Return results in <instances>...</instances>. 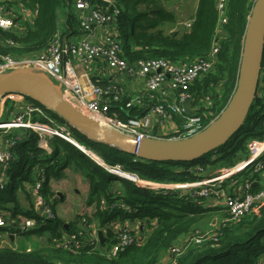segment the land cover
<instances>
[{
    "label": "trees",
    "instance_id": "obj_1",
    "mask_svg": "<svg viewBox=\"0 0 264 264\" xmlns=\"http://www.w3.org/2000/svg\"><path fill=\"white\" fill-rule=\"evenodd\" d=\"M72 0H0V5L7 8L20 5L29 11L36 12L33 26L26 31L0 30V57L9 55L13 58L36 57L43 53L56 34L66 36L69 32L79 31L76 17L71 14ZM93 5L102 8L98 0H89ZM114 7L119 9L116 29L123 34L127 23L132 31L134 46L126 52L124 58L130 63L141 59L162 58L174 63H186L205 57L216 41L218 46L217 61L213 71L196 80L190 87L193 97L192 107L205 122L219 116L227 105L236 85L240 54L244 31L252 6L251 0H228L226 7L227 23L221 33L216 36L218 14L216 0H198L197 9L188 30L176 33L171 37L169 32L163 33L165 23H174L173 12L162 6L161 0H113ZM64 18L60 28L59 19ZM125 47V46H124ZM264 78V51L261 64ZM94 85L103 86L109 81L92 79ZM264 82L260 79L256 98L248 112L242 128L225 145L190 163L155 162L136 159L115 147L89 140L81 132L70 127L72 137L86 150L92 152L91 158L100 162L98 157L109 166H119L124 172L135 174L140 180L159 184L192 183L202 178L203 171L212 167L217 160L223 162L225 168L235 164L232 157L245 151V144L251 140L264 137ZM28 102L40 106L60 124L64 121L39 103L25 97ZM209 99L211 107L206 108L205 99ZM129 97L110 103V114L121 122L140 117L144 110L131 106L126 108ZM211 113L212 115H208ZM22 134H10L9 138H19L11 148L15 160L9 169L1 172L6 177V185L0 190V215L9 214L10 218L22 215L34 218L38 227L24 235L42 237L40 247L29 252L14 250L0 243V264H163L161 257L169 252L171 246L182 237H188L196 230L203 231L208 213L206 200L183 195L181 190H154L142 188L137 184L117 179L104 171L95 162L78 151L73 145L52 138L51 154H45L37 148V134L30 130H20ZM32 134V136H30ZM64 151V152H63ZM94 153V155H93ZM74 156L90 164V171H84L83 177L88 181L89 195L86 206L93 208L91 215H83L86 224L94 225L102 230L104 244L114 242V233L110 224L138 220L145 226L148 235L142 245H133L119 253L115 258H107L101 250L78 236L79 221L66 223L55 216L52 220L40 221L35 216L28 190L21 192L30 201L29 207L21 208L16 196L15 184L18 179L29 181L34 168L43 170L45 181L43 194L50 200L55 213L57 197L51 190L50 182L64 177V170L76 166ZM98 156V157H97ZM215 156V157H214ZM246 156V155H245ZM219 157V159H217ZM243 158V157H242ZM26 163L29 166L24 170ZM214 168V166H213ZM201 174V175H199ZM238 177H249L248 170L238 173ZM256 178V177H255ZM23 181V182H24ZM30 185V184H29ZM166 191V192H164ZM258 188L252 186L250 192ZM106 201V207L100 202ZM114 201L129 207L133 212L117 207L110 209ZM206 219V220H205ZM215 241H208L201 246L189 247L178 259L177 264H264V204L249 215L239 218L233 224L221 226ZM23 235V236H24ZM72 236L81 241L76 252L56 248L54 244L63 236ZM168 264V262H167Z\"/></svg>",
    "mask_w": 264,
    "mask_h": 264
},
{
    "label": "built area",
    "instance_id": "obj_2",
    "mask_svg": "<svg viewBox=\"0 0 264 264\" xmlns=\"http://www.w3.org/2000/svg\"><path fill=\"white\" fill-rule=\"evenodd\" d=\"M103 7L99 8L89 0H73L72 8L77 15L80 38L70 42L56 34L47 49L36 57L13 58L9 55L0 57V73H7L19 68H32L35 72L44 73L51 81L57 84L61 90L62 99L83 115L96 121L100 127L113 131L124 137L134 138L140 143L144 138L156 139H185L201 132L214 119L207 123L197 109L192 107L193 97L189 90L192 84L202 76L213 71L216 61L218 46L216 41L205 57L191 60L186 63H174L162 58L141 59L129 63L123 56L120 34L116 29L119 9L115 8L113 0H98ZM228 0H216L218 21L216 36L221 33L222 27L227 23L226 7ZM252 3L255 0H251ZM36 12L16 5L7 8L0 5V30L26 31L29 28L28 18L33 22ZM191 22L183 23L184 31L188 30ZM106 27L107 32L100 42H94L92 34L95 28ZM94 61H101L109 71V76L124 75L129 79L141 80L145 91L141 96L129 97L126 108L137 106L144 110L143 114L126 122L119 121L116 116L110 114V103L119 101L125 92L118 83L110 80L103 86L94 85L90 79L79 75L77 65L89 68ZM75 62V63H74ZM264 82V78L260 76ZM264 86V85H263ZM17 96V98H14ZM21 102L19 111H13L8 120L0 121V171L9 169L11 162L15 160L11 148L19 138H9L14 130H30L37 134V148L45 154H51L50 140L58 138L73 145L78 151L86 155L104 171L117 179L127 180L142 188L154 190H190L191 197L208 200L210 198H222L225 206L226 217L215 231L209 233L196 232L188 237L179 238L169 250L168 264H177L179 257L191 246H201L208 241H215L221 226H227L236 222L239 218L249 215L264 204V188L252 193L250 188L253 182L246 180L243 185V193L240 196L225 195L220 190V185L234 175L248 170L249 175L264 171V137L251 140L247 143L248 158L237 163L227 172L221 175L201 179L197 182L184 184H159L140 180L135 174L124 172L119 166H109L100 159L94 161L85 147L79 145L72 137L70 127L60 124L51 118L43 108L25 101V96L19 93H8L0 98ZM206 108L211 107L207 98L204 100ZM264 114V109H263ZM212 115L211 113L208 114ZM167 124L173 125V129L166 131ZM264 126V123H263ZM164 128V133L159 130ZM94 154V153H93ZM133 161L137 157L134 155ZM241 165V166H240ZM0 172V190L6 185V177ZM45 176L43 170L34 168V177L27 190L31 196V204L35 216L41 222L55 218L51 203L54 197L48 200L43 194ZM142 183V185H139ZM166 192V191H164ZM57 197V195H55ZM100 204L106 207V201ZM117 207L124 211L133 212L129 207L123 206L118 201L110 204V209ZM79 221L78 236L91 245L94 250H101L107 258H115L130 246L142 245L148 235L145 226H133L131 222H113L110 224L114 233V242L105 247H99L96 226L86 224L83 216ZM136 224V223H135ZM39 223L34 218L17 215L10 218L5 213L0 215V243L8 248L15 249L14 239L17 236L33 231ZM11 237V238H10ZM12 239V242L9 241ZM81 246V241L72 236H63L54 244V247L63 248L70 252H76ZM99 247V249H98ZM28 248L26 252H29ZM263 264V263H262Z\"/></svg>",
    "mask_w": 264,
    "mask_h": 264
},
{
    "label": "water",
    "instance_id": "obj_3",
    "mask_svg": "<svg viewBox=\"0 0 264 264\" xmlns=\"http://www.w3.org/2000/svg\"><path fill=\"white\" fill-rule=\"evenodd\" d=\"M169 35L173 37L176 32ZM263 51L264 0H255L245 26L235 89L227 105L204 130L185 139L144 138L137 143L134 138L108 131L65 102L60 87L32 68L0 73V97L8 93L22 94L53 112L89 140L115 147L138 159L190 163L225 145L242 128L258 92ZM97 235L99 244L103 245L102 230H98Z\"/></svg>",
    "mask_w": 264,
    "mask_h": 264
},
{
    "label": "crops",
    "instance_id": "obj_4",
    "mask_svg": "<svg viewBox=\"0 0 264 264\" xmlns=\"http://www.w3.org/2000/svg\"><path fill=\"white\" fill-rule=\"evenodd\" d=\"M161 2H162V6L166 10L173 12L174 17H175L174 23H165V24H163L162 29H168L169 33L172 31L179 33L180 29H184L183 23H185L187 21H190V22L193 21V18H194L196 9H197V5H198V0H179L180 3H178V0H161ZM72 4H73V0L71 1V10H70L71 14H73L78 21L77 15L72 8ZM32 24H33V22H30V18H28V26L29 27L33 26ZM63 24H64V18L61 17L59 19L60 28L62 27ZM60 30L61 31H59V32L61 34L62 29H60ZM107 31L108 30L106 27L95 28L94 33L92 34V38H93L94 42H96V43L100 42ZM80 35L81 34L79 33V31L77 32V30H76L74 33L69 32L68 35H66V36L61 35V37L64 40L74 42L80 38ZM76 67H77L79 75L82 76L84 79L87 78V79H90L91 81H92V79H96V80H100V82L105 81V80L106 81L113 80L114 82L118 83V85L120 87L123 88V91L125 92V95L127 97L131 98V97L141 96L143 94V92L145 91V86L141 80L129 79L124 75H115L114 77L109 76V71L107 70L104 63L101 61L92 62L89 65V68H85L84 66L79 65V64ZM14 98H17V96H15ZM8 100L9 99H4V100L1 99V101H0L1 106H2V111L0 112V119L4 115H7L9 118L10 114L13 111L14 112L19 111L20 106L22 105L21 102L19 103V102H15L12 100H9V101ZM25 101H27L26 98H25ZM8 103L11 104V107L9 108V110L7 112H5V107H6V104H8ZM165 129L167 132H169L170 130L173 129V125L167 124L165 126ZM12 133L13 134H20V135L22 134V132L20 130H14L10 134H12ZM163 133H164V128L159 130V134H163ZM245 159H246V157L239 158L238 162H236L234 165H236L237 163H239ZM218 169H220V171H217ZM218 169L213 168V166L208 167L206 169L205 173L202 175V178L205 179V178H211V177L221 175L222 173L228 171L230 168L224 167V169L223 168H218ZM67 172H68V168L64 170V178H65V175L67 174ZM73 174L78 176L79 178H81L84 181L85 188H84V191L81 193V192H78V190H76V189H73V190L71 189V183L72 182L68 181V179L66 180V182L68 184H65L64 182H58L60 184L62 183L61 188H63L62 189L63 195L60 197L57 196V199H58L57 203H59V202L60 203L59 204L56 203L57 207H55V213H56V216L58 218H60L62 221L65 217L68 216V211L73 210V208L75 206V202L79 200V198L81 197L80 196L81 194H82V197H81L82 201H81L80 205L82 206L84 204L83 207L87 211L86 214L91 215L93 213V208L86 206V201H87L88 195H89L88 181L79 172L76 174L74 172ZM254 175L256 178L255 177L252 178V182H253L252 186L257 187L258 191H259V190L264 188V171H260ZM64 178H62V179H64ZM248 179H249V177L243 178V177H238V176L234 177L233 176L232 178L229 179V181H226V183H224L225 182L224 181L223 182L224 184L222 183L220 185V190L223 192V194L226 193V195L240 196L243 193V185H244L245 181ZM195 182H197V180ZM55 183H57V181H51L50 182V187H51V190L53 192L55 191V189L53 190V186ZM181 191H182L183 195H188L191 192L188 189L187 190L186 189L181 190ZM58 193L54 192L55 195H58ZM16 196L18 198L19 193H17ZM68 201H69V205H68V210H67V208L65 206L67 205ZM19 205L21 208H26V206H24L23 202H19ZM205 207L211 208L213 210V213L220 214V216H221V220L219 223V225H220L226 217L223 199L222 198H210V199L206 200ZM196 231L199 232L200 230H196ZM203 231H205V230H203ZM32 238L34 239V245H31V243H28V244H26V247H21L20 246L21 242H17L16 239H14L13 245L20 251H24V250L27 251L28 248L30 250H33L35 248L40 247V245L44 242V239L42 237L37 238L35 236H32ZM9 242L11 243L12 239ZM36 245L38 247H36Z\"/></svg>",
    "mask_w": 264,
    "mask_h": 264
},
{
    "label": "rangeland",
    "instance_id": "obj_5",
    "mask_svg": "<svg viewBox=\"0 0 264 264\" xmlns=\"http://www.w3.org/2000/svg\"><path fill=\"white\" fill-rule=\"evenodd\" d=\"M178 3H180L179 0H178ZM124 26H125L124 27L125 29H122L123 30V34H120V40H121L122 51L123 52L124 51L126 52L128 49L133 48V46H134L135 43H134V39H133V36H132V31H131L130 26L127 23ZM182 30L183 29H180L179 30L180 33L182 32ZM167 32H168V29H163V33L166 34ZM262 93H263V91L260 90L258 92V95L261 96ZM10 103L6 104L5 112H7L9 110V108L11 107V104ZM1 111H2V106H1V103H0V112ZM6 120H8V116L7 115H4L0 119V121H2V122H5ZM247 143H248V141L245 144V148H246L245 151L244 150L243 151H240V152L237 153L238 156H235L234 158L232 157V159H233L232 161L233 162H235V161L238 162L239 158H241V157L248 158ZM217 159H219V157H217ZM74 163H75L76 166L69 167L68 172L65 175V178L63 177L64 179H60V181H57V183H55L54 186H53V190L55 189L54 192H56V193L59 192L58 194L60 196L63 195V191H62L63 188H61L62 183L60 184L58 182H64L65 184H68L66 182L67 179H68V181H71L72 182L71 183V189L72 190L73 189H76V190H78V192H81V193L84 191V188H85L84 181L81 178H79L78 176L74 175L73 173L75 172V174H76V173L79 172L80 174L83 175L84 171L88 172V171H90L89 168H92V167L90 166L89 163L83 161L78 156H74ZM222 164H223L222 161L217 160L216 163H214L213 166H214L215 169H218V168H223L224 169V166H223L224 164L223 165ZM28 166H29V164L26 163L24 170ZM217 171H220V169H218ZM244 171H246V170H244ZM201 173L203 175L205 173V171H203ZM199 175H201V174H199ZM236 175H234V177H237ZM33 177H34V171L32 170L31 171V174H30V177H29V181H24V180L18 179L16 181V184H15V190L17 189L16 192L19 193L18 200H19V202H23L24 203V206H26V208L29 207L30 201L26 198V193L24 192V195H23V193L21 192L20 189L21 188H23L24 190L28 189L27 186H29V184L32 182ZM226 181H229V179L226 180ZM226 181L224 183H226ZM139 184H141V183H139ZM178 184H181V183H178ZM225 195H226V193H225ZM80 196L82 197V194ZM80 198H79L78 201L75 202V206H74L73 210L68 211V216L63 219L64 222L71 223L76 217H80V216L86 215L87 211L83 207L84 204L82 206L80 205V203L82 201V198L81 199ZM59 203H57V204H59ZM68 205H69V201H68L67 205L65 206L67 208V210H68ZM209 209H211V208H209ZM206 219H207V221H206V223L202 227L203 230H205V231H201L199 233H209V232L215 231L217 229V227H219V223H220V220H221V216H220V214H217V213H213L212 212V213H208V216H207ZM133 226L141 227L140 222L138 220L134 221ZM16 240H17V242H21V245H20L21 247H26V244H28V243H31V245H34V239L32 238V236H26V235H24V236H17ZM36 247H38V246L36 245ZM108 247H109V244L106 243L104 249H107ZM15 249L18 250L16 247H15ZM98 249H99V247H98ZM161 261H162L163 264H167V262L169 261V253H166L164 256H162L161 257Z\"/></svg>",
    "mask_w": 264,
    "mask_h": 264
},
{
    "label": "bare ground",
    "instance_id": "obj_6",
    "mask_svg": "<svg viewBox=\"0 0 264 264\" xmlns=\"http://www.w3.org/2000/svg\"><path fill=\"white\" fill-rule=\"evenodd\" d=\"M89 155L91 156V153H89ZM94 155V154H93ZM94 160V159H93ZM98 160H100L99 158H98ZM95 161V160H94ZM241 166V165H240ZM139 185H142V183L141 184H139Z\"/></svg>",
    "mask_w": 264,
    "mask_h": 264
}]
</instances>
